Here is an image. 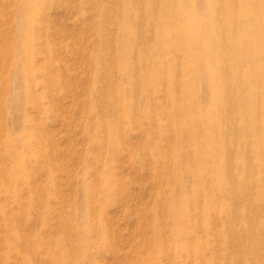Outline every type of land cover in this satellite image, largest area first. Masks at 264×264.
<instances>
[{
  "label": "rangeland",
  "instance_id": "rangeland-1",
  "mask_svg": "<svg viewBox=\"0 0 264 264\" xmlns=\"http://www.w3.org/2000/svg\"><path fill=\"white\" fill-rule=\"evenodd\" d=\"M43 4L32 15L22 0H0V264H264V204L256 202L264 152L237 151L253 139L240 132L227 149L234 194L194 185L214 186L220 175L178 173L168 119L163 130L154 123V104L171 110L166 89H147L142 100L113 69L116 1ZM29 19L32 48L20 35ZM22 65L28 73L16 72ZM201 87L198 103L208 109ZM125 95L128 118L118 105ZM183 153L189 159L191 150Z\"/></svg>",
  "mask_w": 264,
  "mask_h": 264
},
{
  "label": "bare ground",
  "instance_id": "bare-ground-1",
  "mask_svg": "<svg viewBox=\"0 0 264 264\" xmlns=\"http://www.w3.org/2000/svg\"><path fill=\"white\" fill-rule=\"evenodd\" d=\"M115 1L119 8L111 14L118 25L115 46L110 47L113 69L126 77L142 100H147V89H166L171 110L166 111L161 100L154 104L158 108L154 123L163 130L162 119H168L166 130L174 133L172 149L177 151L183 170L178 173L201 172L205 180L219 174V183L214 186L209 182L193 184L207 186L210 191L223 185L225 193L234 194L226 188V153L233 138L243 132L254 141L237 148L241 155L260 156L264 152V0ZM43 2L46 0H22V10L38 15ZM34 23L29 19L20 27V35L30 48ZM19 66L18 74L28 73L26 66ZM196 77H203V81ZM113 86L126 90L121 84ZM201 86L208 91V109L198 103ZM245 92L247 99L242 97ZM121 97L119 110L128 118L132 100L126 95ZM136 110L146 115L141 106ZM237 112H241L238 120L233 117ZM235 122L237 126L232 125ZM25 139L29 143V138ZM257 143H261L259 148L254 146ZM188 149L189 159L182 157ZM195 158L203 163L198 169L191 161ZM17 160L21 158L17 156ZM181 176L175 177L183 192L185 182ZM257 198V203L264 204V191Z\"/></svg>",
  "mask_w": 264,
  "mask_h": 264
}]
</instances>
